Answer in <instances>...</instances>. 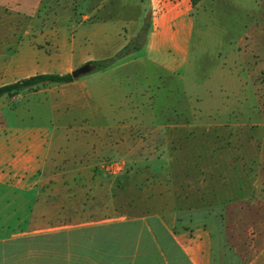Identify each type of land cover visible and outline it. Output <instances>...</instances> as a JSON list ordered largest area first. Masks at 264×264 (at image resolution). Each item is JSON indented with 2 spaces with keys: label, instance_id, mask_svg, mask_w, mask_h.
I'll return each instance as SVG.
<instances>
[{
  "label": "crops",
  "instance_id": "0c3cea01",
  "mask_svg": "<svg viewBox=\"0 0 264 264\" xmlns=\"http://www.w3.org/2000/svg\"><path fill=\"white\" fill-rule=\"evenodd\" d=\"M95 1L93 8L98 12L105 8V0ZM42 2L0 0V18H17L21 6L38 9ZM144 3L153 11L155 21L147 36L153 41L150 50L164 43L182 48L183 37L194 21L191 0ZM88 55L83 54L78 63ZM90 60L95 58L85 61ZM74 61L72 50L68 69L60 73L72 72ZM34 74L31 69H0V86ZM65 85L68 98L64 97L63 105L71 115L78 110L93 115L83 107L73 108L79 105L78 90H87V100L82 103L90 108L117 95L118 90L110 84H80L77 78ZM39 93L42 91L28 96ZM118 95H123L126 103L130 101V92ZM7 97H0V105ZM258 99L253 101L263 113ZM2 111L0 107V264H54L48 258L6 256L5 243L27 233L32 239L46 236L61 242V264H264V148L259 131L255 132L264 125L262 116L230 127L228 121L213 124L217 129L235 130H216L205 136L210 139L206 163L196 125L185 129L184 124H163L178 123L176 118L147 114V122L161 123L162 128L143 135L128 128H110L104 122L78 130L70 124L76 118L68 116L66 120L65 115L62 124L56 119V125H12ZM84 119L93 121L88 116ZM8 131L15 132L11 144ZM230 137L240 138V160L231 152ZM106 147L110 154L123 155L126 168L161 170L164 177L156 183L152 177L141 181L139 185L148 187L144 194L137 192L134 187L138 184L131 177L106 181L96 172ZM137 148L140 158L136 159L132 155ZM72 163L76 173L68 176ZM175 164L179 173L173 172ZM79 170L90 174L80 176ZM124 181L132 187L127 190L133 205L114 212V194ZM142 198L147 208L137 209Z\"/></svg>",
  "mask_w": 264,
  "mask_h": 264
},
{
  "label": "rangeland",
  "instance_id": "374dc122",
  "mask_svg": "<svg viewBox=\"0 0 264 264\" xmlns=\"http://www.w3.org/2000/svg\"><path fill=\"white\" fill-rule=\"evenodd\" d=\"M94 1L43 0L38 9L21 6L17 18H0V69H31L35 74L63 72L68 69V54L73 50L74 70L92 57L105 59L114 56L140 33L146 22L151 24V29L155 22L153 11L145 6L147 0H105V8L99 12L93 8L96 6ZM191 3L193 26L183 37L179 50L173 43H164L150 50L153 41H148L147 37L140 50L111 67L77 78L80 84H110L118 89L117 95L91 108L82 103L87 100V90L80 88L77 91L79 105L73 108L83 107L85 113L91 114L92 111L93 115H82L79 110L75 115L68 113V107L63 105L64 97L68 98V86L51 83L22 91L21 98L18 95L2 100L0 107L7 122L48 126L59 124V120L62 124L61 118L65 115L66 120L68 116L76 118L70 124L78 130H88L89 126L104 122L110 128H128L145 135L144 132L152 128L155 129L153 134L162 128L161 123L147 122L144 119L147 114L161 119L176 118L178 123L169 121L163 124H184L185 129L196 125V135L202 142V160L207 163L210 139L205 136L216 130H235L229 128L230 124L251 118L256 120L262 116L264 122V111L260 112V107L253 101L258 97L264 109V0H204L199 6L192 0ZM83 54L89 55L84 62L78 63ZM33 91L42 93L28 96ZM123 91L130 92L128 103L123 95H118ZM84 116L93 121L84 119ZM134 117L137 121H133ZM2 120L6 124L4 118ZM225 121L229 127L217 129L212 126ZM257 131L264 148V125L255 129ZM14 135V131H8L10 144ZM227 140L231 141L229 145L234 157L240 160V138ZM107 149L96 170L106 181H123L131 177L138 184L134 187L137 192L144 194L148 187L139 185L141 181L152 177L156 183L164 177L161 170L126 168L123 155L110 154ZM137 151L138 148L133 151V158H140ZM111 160L123 166L118 174L113 175L103 168ZM72 164L68 165V176L76 173ZM176 167L175 164L173 172L179 173L181 170ZM79 171L80 176L90 174L88 170ZM121 183L114 194L111 207L114 212L125 211L133 205L129 201L132 187L125 181ZM136 208H147L143 198L136 203ZM31 235L16 236L25 240L11 249L12 258L33 256L61 264V242L46 236L32 239Z\"/></svg>",
  "mask_w": 264,
  "mask_h": 264
},
{
  "label": "trees",
  "instance_id": "16d2710c",
  "mask_svg": "<svg viewBox=\"0 0 264 264\" xmlns=\"http://www.w3.org/2000/svg\"><path fill=\"white\" fill-rule=\"evenodd\" d=\"M200 0H192L193 4H197ZM151 24L145 23L143 29L138 35L131 39L126 45H124L114 56L105 59H95L88 61L94 65V71L105 70L115 64L118 60L130 55L131 53L140 50L147 41V36L150 31ZM76 78L71 72H44L30 75L28 77L21 78L11 83L3 84L0 86V97L8 95L10 97L17 96L26 89H32L40 85L59 83L65 84L74 81ZM25 240V238H16L5 243L6 255L10 256L11 249L15 248L16 244Z\"/></svg>",
  "mask_w": 264,
  "mask_h": 264
},
{
  "label": "water",
  "instance_id": "95a60500",
  "mask_svg": "<svg viewBox=\"0 0 264 264\" xmlns=\"http://www.w3.org/2000/svg\"><path fill=\"white\" fill-rule=\"evenodd\" d=\"M94 69L95 68H94L93 64L86 62V63L82 64L81 66H79L78 68L74 69L71 73L75 78H78L82 75H86L90 72H93Z\"/></svg>",
  "mask_w": 264,
  "mask_h": 264
},
{
  "label": "built area",
  "instance_id": "2783aa9c",
  "mask_svg": "<svg viewBox=\"0 0 264 264\" xmlns=\"http://www.w3.org/2000/svg\"><path fill=\"white\" fill-rule=\"evenodd\" d=\"M122 167L123 166L120 165V162L116 160H111L103 166V168L106 169V171H108L113 175L118 174L122 170Z\"/></svg>",
  "mask_w": 264,
  "mask_h": 264
}]
</instances>
